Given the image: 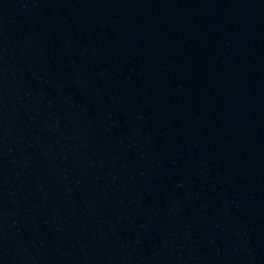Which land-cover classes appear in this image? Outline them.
I'll list each match as a JSON object with an SVG mask.
<instances>
[{
    "label": "water",
    "instance_id": "water-1",
    "mask_svg": "<svg viewBox=\"0 0 264 264\" xmlns=\"http://www.w3.org/2000/svg\"><path fill=\"white\" fill-rule=\"evenodd\" d=\"M0 264H264V0H0Z\"/></svg>",
    "mask_w": 264,
    "mask_h": 264
}]
</instances>
